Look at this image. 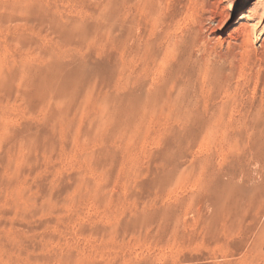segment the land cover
Returning <instances> with one entry per match:
<instances>
[{"label":"rangeland","instance_id":"rangeland-1","mask_svg":"<svg viewBox=\"0 0 264 264\" xmlns=\"http://www.w3.org/2000/svg\"><path fill=\"white\" fill-rule=\"evenodd\" d=\"M140 1L0 0V264H264V0Z\"/></svg>","mask_w":264,"mask_h":264},{"label":"bare ground","instance_id":"bare-ground-1","mask_svg":"<svg viewBox=\"0 0 264 264\" xmlns=\"http://www.w3.org/2000/svg\"><path fill=\"white\" fill-rule=\"evenodd\" d=\"M141 1H142V0H141ZM141 1H140V2H141ZM154 1H155V0H154ZM143 2H144V1H143ZM147 2H148V1H147ZM159 2H160V1H159ZM134 3H135V2H134ZM142 4H143V3H142ZM163 4H164V3H163ZM146 5H147V4H146ZM151 5H152V4H151ZM164 5H165V4H164ZM159 6H160V5L156 4V7L159 8V9H156V10H161L160 8H161L162 6H161V7H159ZM152 7H154V4L152 5ZM147 8H148V7H147ZM231 8H232V7H231ZM143 9H144V8H143ZM131 11H132V10H131ZM137 11H138V10H137ZM225 12H226V11H225ZM129 13H130V12H129ZM155 13H156V12H155ZM158 14H159V13H157V15H158ZM161 14H162V13H161ZM152 15H154V13H153ZM159 15H160V14H159ZM163 15H164V14H163ZM167 15H168V14H167ZM228 16H229V15H228ZM145 17H146V16H145ZM162 17H163V16H162ZM215 18H218V19H219V23H220V24H224V23H225V20H226V16L224 15L223 10H220V8H219V9H218V12H216ZM227 18H228V17H227ZM256 18H257V17H256ZM133 19H134V18H133ZM156 19H159V18H156ZM156 19H155V20H156ZM131 20H132V19H131ZM153 20H154V19H153ZM156 21H157V20H156ZM158 22H160V21H157L156 23H158ZM158 24H159V23H158ZM199 24H200V23H199ZM142 29H143V28H142ZM146 29H147V28H146ZM247 30H248V29H247ZM164 31H165V30H164ZM131 32H132V31H130V33H131ZM244 32H245V31H244ZM248 34H249V33H248ZM153 35H154V34H153ZM163 35H164V34H163ZM165 35H166V34H165ZM244 35H245V34H244ZM244 35H243V36H244ZM249 35H250V34H249ZM249 35H248V36H249ZM143 36H144V35H143ZM232 36H233V35H232ZM144 37H145V36H144ZM132 38H133V37H132ZM135 38H136V37H135ZM244 38L246 39V38H249V37H247V35H245V37H243V40H244ZM134 40H135V39H134ZM141 40H142V38H141ZM174 40H175V39H174ZM249 40L251 41V39H249ZM154 41H155V40H154ZM189 41H190V40H189ZM240 41H241V39H240ZM244 41H245V40H244ZM247 41H248V39H247ZM250 41H248L247 43L244 42V44H245V43H246V44H249ZM254 41H255V40H254ZM213 42H214V41H213ZM179 43H180V42H179ZM179 43H178V44H179ZM182 43H183V42H182ZM190 43H191V42H190ZM194 43H195V42H194ZM131 44H132V43H131ZM146 44H147V43H146ZM183 44H184V43H183ZM252 44H253V43H252ZM140 46H141V45H140ZM146 46H147V45H146ZM151 46L154 47L153 45H151ZM151 46H150V47H151ZM155 46H156V45H155ZM161 46H162V45H161ZM231 46H232V45H231ZM245 46H246V45H245ZM148 47H149V45H148ZM178 47H179V46H178ZM144 48H145V47H144ZM163 48H164V47H163ZM174 48H175V47H173V49H174ZM189 48H190V47H189ZM249 50H250V49H248V52H249ZM179 51H180V50H179ZM245 51H247V50H245ZM136 52H137V51H136ZM176 52H178V50H177ZM201 52H202V51H201ZM204 52H205V51H204ZM211 52H212V51H211ZM163 53H164V52H163ZM168 53H169V52H168ZM172 53H173V52H172ZM242 53H243V51H242ZM242 53H240V54H242ZM144 54H145V53H144ZM169 54H170V53H169ZM179 54H180V53H179ZM245 54H246V53H245ZM174 55H176V54H174ZM200 55H201V54H200ZM250 55H251V54H250ZM132 56H133V55H132ZM132 56H131V57H132ZM246 56H247V55H246ZM157 57H158V56H157ZM191 57H192V56H191ZM201 57L203 58V56H201ZM230 57H232V56H230ZM133 58H134V57H133ZM136 58H137V57H136ZM183 58H184V57H183ZM186 58H187V57H186ZM186 58H185V60L182 59L183 62H184V61H188V60H187L188 58H187V59H186ZM189 58H190V55H189ZM192 58H193V57H192ZM205 58H206V56H205ZM205 58H204V59H205ZM232 58H233V57H232ZM179 59H180V58H179ZM193 59H194V58H193ZM139 60H140V59H139ZM180 60H181V59H180ZM182 60H181V61H182ZM206 60H207V59H206ZM222 60H223V59H222ZM133 61H134V60H133ZM177 61H178V60H177ZM198 61H199V60H198ZM207 61L210 62V59L207 60ZM215 61H216V60H215ZM230 61H231V60H230ZM242 61H243V60H242ZM131 62H132V61H131ZM153 62H154V61H153ZM157 62H158V61H157ZM157 62H156V63H157ZM178 62H179V61H178ZM188 62H190V61H188ZM199 62H200V61H199ZM203 62H204V63H203ZM203 62H200L199 64H196V66L193 67V72L197 69V72H198V73H199V72H202V73H205L206 76H207V73L210 72L209 70L211 69V68H210L211 66H210V67L207 66L208 64H207V65L205 64V60H204ZM221 62H222V61H221ZM192 63H193V62H192ZM206 63H207V62H206ZM227 63H228V62H227ZM233 63H234V62H233ZM254 63H255V62H254ZM147 64H148V63H147ZM187 64H189V63H187ZM225 64H226V63H225ZM229 64H230V63H229ZM142 65H143V64H142ZM178 65H179V64H178ZM232 65H233V64H232ZM152 66H154V65H152ZM170 66H171V65H170ZM172 66H173V65H172ZM179 66H181V65H179ZM182 66H183V65H182ZM212 66H213V64H212ZM225 66H227V65H225ZM233 66H235V65H233ZM143 67H144V66H143ZM145 67H146V66H145ZM230 67H231V65H230ZM146 68H147V67H146ZM148 68H149V66H148ZM180 68H181V67H180ZM188 68H190V67H188ZM188 68H187L188 72L191 73L192 71H191V72L189 71V70H191V68H190V69H188ZM224 68H225V67H224ZM224 68H223V69H224ZM239 68H240V67H239ZM143 69H144V68H143ZM181 69L183 70V68H181ZM215 69L217 70L218 68H215ZM215 69H214V70H215ZM223 69H221V67H220V70H221V71H222ZM216 70H215V71H216ZM232 70H233V69H232ZM234 70H235V69H234ZM140 71H141V70H140ZM143 71H144V70H143ZM217 71L220 72L219 70H217ZM224 71H226V70H224ZM224 71H223V72H224ZM144 72H145V71H144ZM183 72H185V71H183ZM230 72H231V71H229V73H230ZM224 73H225V72H224ZM227 73H228V72H226L225 75H228V76H226V78H225V76L222 77L223 74H222V72H221V73H220V74H221V78H223V79H227V80H228L229 78H227V77H230V78H231V77L233 76L232 74H231V75H232V76H231V75H229V74H227ZM237 73H238V72H237ZM172 74H173V73H172ZM183 74H184V73H183ZM185 74H186V72H185ZM194 74H195V73H194ZM194 74L192 73V74H190V75H194ZM210 74H211V73H210ZM214 74H215V73H214ZM218 74H219V73H218ZM218 74H217V76H218ZM173 75H174V74H173ZM186 75H187V77L190 76V75H188V73H187ZM203 75H204V74H203ZM203 75H202V76H203ZM211 75H212V74H211ZM246 75H247V74H246ZM179 76H180V75H179ZM214 76H215V75H214ZM214 76H213V77H214ZM164 77H165V75H164ZM190 77H191V76H190ZM190 77H189V78H190ZM194 77H195V76H194ZM209 77H210V76H209ZM236 77H237V76H236ZM175 78H176V76H175ZM192 78H193V76H192ZM192 78H191V79H192ZM210 78H211V77H210ZM214 78H215V77H214ZM185 79H186V78H185ZM196 79H197V78H196ZM175 80H176V79H175ZM208 80H209V79H208ZM221 80H222V79H221ZM227 80H223V81H227ZM206 81H207V79H206ZM179 82H180V81H179ZM190 82H191V80H190ZM197 82H200V81H197ZM221 82H222V81H221ZM173 83H174V82H173ZM169 84H172V83H169ZM226 84H227V83H226ZM165 85H166V84H165ZM187 85H188V84H187ZM187 85H186V86H187ZM218 85H219V84H218ZM221 85H223V84L221 83ZM169 86H170V85H169ZM178 86H179V85H178ZM183 86H184V85H183ZM199 86H200V85H199ZM211 86H212V85H211ZM219 87H221V86H219ZM171 88H172V86H171ZM174 88H175V87H174ZM200 88H201V87H200ZM217 89H218V88H217ZM226 89H227V87H226ZM171 90H172V89H171ZM181 90H182V89H181ZM191 90H192V89H191ZM147 91H148V90H147ZM161 91H162V90H161ZM177 91H178V90H177ZM197 91H198V90H197ZM173 92H174V91H173ZM183 92H184V91H183ZM215 92H216V91H215ZM139 93H140V92H139ZM142 93H143V92H142ZM142 93H140L141 96H139V98L141 99L140 101H143L142 98H141V97L143 96ZM160 93H161V92H160ZM175 93H176V91H175ZM180 93H181V92H180ZM216 93H217V92H216ZM226 93H227V92H226ZM134 94H135V93H134ZM153 94H154V93H153ZM163 94H164V93H163ZM163 94H161V95H163ZM165 94H166V93H165ZM167 94H168V93H167ZM138 95H139V94H138ZM138 95H137V97H138ZM151 95H152V94H151ZM187 95H189V94H187ZM130 96H131V95H130ZM145 96H146V98H147V95H144V97H145ZM148 96H149V95H148ZM175 96H177V94H176ZM190 96H191V95H190ZM199 96H200V95H199ZM213 96H214V95H213ZM160 97H161V96H160ZM170 97L172 98V96H170ZM180 97H181V96H180ZM183 97H184V96H183ZM186 97H187V96H186ZM135 98H136V97H135ZM139 98H138V99H139ZM148 98H150V97H148ZM158 98H159V97H158ZM161 98H164V97L162 96ZM161 98H160V99H161ZM167 98H168V97H167ZM178 98H179V95H178ZM178 98H177V99H178ZM213 98H214V97H213ZM131 99H132V98H131ZM151 99L153 100V98H151ZM173 99H174V98H173ZM177 99L175 98L174 101H177V104H178V100H179V102H180V99H178V100H177ZM189 99H190V97H189ZM189 99H187L186 102H187V101H188V102H191V101H189ZM195 99H196V98H195ZM200 99H201V98H200ZM133 100H134V98H133ZM144 100H145V98H144ZM147 100H148V99H146V101H147ZM155 100H156V99H155ZM155 100H154V102H155ZM157 100H158V99H157ZM169 100H170V99H169ZM171 100H172V99H171ZM171 100H170V102H171ZM190 100H191V99H190ZM140 101L138 100V102H140ZM146 101H145V102H146ZM148 101H150V100H148ZM148 101H147V102H148ZM174 101H172V103H174ZM183 101H185V98H183V100H181L182 104H185ZM192 101H193V99H192ZM195 101H196V100H195ZM203 101H204V100H203ZM135 102H136V100H135ZM138 102H137V103H138ZM145 102H144V103H145ZM232 102H233V101H232ZM131 103H132V102H131ZM137 103H136V104H137ZM144 103H143V107H144V105L146 104V103H145V104H144ZM196 103H197V102H196ZM199 103H201V102H199ZM223 103H224V102H223ZM138 104H139V103H138ZM141 104H142V103H141ZM167 104H170V103H167ZM175 104H176V102H175ZM180 104H181V103H180ZM180 104H179V105H180ZM235 104H236V103H235ZM133 105H134V106H133ZM147 105H149V103H148ZM224 105H225V103H224L221 107H223ZM132 106L135 108V106H137V105L132 104ZM169 106H170V105H169ZM173 106H174V104H173L171 107H173ZM177 106H178V105H177ZM180 106H181V109H184V108H182V105H180ZM180 106H179L178 108H180ZM185 106H187V105H185ZM185 106H183V107H185ZM219 106H220V105H219ZM137 107H138V106H137ZM174 107H175V106H174ZM194 107H195V106H194ZM212 107H213V106H212ZM236 107H237V104H236ZM145 108H146V107H145ZM155 108H156V107H155ZM157 108H158V107H157ZM176 108H177V107H176ZM190 108H191V107H190ZM197 108H198V107H197ZM210 108H211V107H210ZM223 108L225 109V107H223ZM136 109H137V108H136ZM142 109H143V108H142ZM188 109H189V106H188ZM188 109L185 107L184 112H186ZM216 109H217V108H216ZM216 109H215V110H216ZM230 109H231V108H230ZM138 110L140 111L141 108L138 109ZM143 110H144V109H143ZM155 110H156V109H155ZM191 110H192V109H191ZM191 110L189 109V111H191ZM198 110H199V109H198ZM175 111H176V110H175ZM177 111H178V110H177ZM177 111H176V112H177ZM181 111H182V110H181ZM192 111H195V108H194ZM206 111H207V110H206ZM217 111H219V110L217 109ZM217 111H215V113H217ZM225 111H227V110H225ZM225 111H224V112H225ZM154 112H155V111H154ZM221 112H222V111H221ZM128 113H129V112H128ZM182 113H183V112H182ZM186 113H188V111H187ZM197 113H198V112H197ZM212 113H213V112H212ZM219 113H220V112H219ZM139 114H141V113H139ZM190 114H191V112H190ZM141 115H142V114H141ZM154 115H155V114H154ZM213 115H214V114H213ZM221 115L223 116L222 113H221ZM192 116H195V114L193 113ZM137 117H138V116H137ZM190 117H191V116H190ZM199 117H200V116H198V119H199ZM210 117H211V116H210ZM138 118H140V117H138ZM192 118H193V117H192ZM200 118H201V117H200ZM214 118H215V117H214ZM140 119H141V118H140ZM214 120H215V119H214ZM214 120H213V121H214ZM208 121H210V120H208ZM217 121H218V120H217ZM211 122H212V121H211ZM212 123H213V122H212ZM263 233H264V232H263ZM260 236H261V234H260ZM262 236H263V235H262ZM257 237H258V236H257ZM258 238H260V237H258ZM259 242H260V241H259Z\"/></svg>","mask_w":264,"mask_h":264}]
</instances>
